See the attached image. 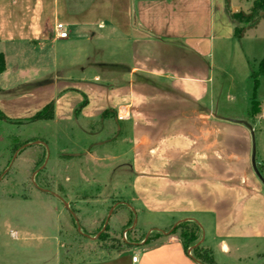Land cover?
I'll return each mask as SVG.
<instances>
[{"label":"crops","instance_id":"0c3cea01","mask_svg":"<svg viewBox=\"0 0 264 264\" xmlns=\"http://www.w3.org/2000/svg\"><path fill=\"white\" fill-rule=\"evenodd\" d=\"M253 1L0 0V110L27 121L52 104L54 117L39 121L55 125L96 123L109 111L133 141L138 211L169 219L161 240L133 242L111 264H200L170 232L187 219L202 227L215 259L217 252L240 261L259 255L264 263V177L253 168L252 132L242 123L253 126L256 161L264 164V75L255 117L254 81L239 115L221 108L222 89L213 86L233 49L250 78L264 58V19L238 38L227 13V2L239 12ZM58 23L67 38L57 36ZM96 39L104 42L98 57L89 50Z\"/></svg>","mask_w":264,"mask_h":264},{"label":"rangeland","instance_id":"374dc122","mask_svg":"<svg viewBox=\"0 0 264 264\" xmlns=\"http://www.w3.org/2000/svg\"><path fill=\"white\" fill-rule=\"evenodd\" d=\"M89 50L102 56L104 42L96 39ZM226 59L213 86L222 89L221 108L239 115L249 106L253 80L235 49ZM105 119L55 125L0 118V264H111L133 242L163 238L169 219L138 211L127 125L112 113ZM216 260L262 264L259 255L240 261L217 252Z\"/></svg>","mask_w":264,"mask_h":264},{"label":"trees","instance_id":"16d2710c","mask_svg":"<svg viewBox=\"0 0 264 264\" xmlns=\"http://www.w3.org/2000/svg\"><path fill=\"white\" fill-rule=\"evenodd\" d=\"M227 13L234 23L235 36L238 38L243 37L246 29L249 26L255 25L260 19H264V0H254L251 8L248 11L233 12L227 2ZM6 69V58L3 52H0V74ZM264 75V58L259 62L257 68L252 66L251 77L254 81L253 97L251 101V107L249 109L250 116H257L261 112V103L257 98V92L260 82V76ZM109 111L104 113V116L108 115ZM54 117V106L52 104L39 111L35 116L30 119H52ZM0 118L10 120L1 110ZM121 123H124L120 121ZM261 174L264 177V164L258 165ZM179 232V237L186 251H189L192 258L198 261L200 264H218L215 259L214 252L211 248L204 246L202 243L197 244L200 241V234L202 227L199 223L193 219H187L179 222L170 232ZM148 241V240H147ZM264 264V263H263Z\"/></svg>","mask_w":264,"mask_h":264},{"label":"water","instance_id":"95a60500","mask_svg":"<svg viewBox=\"0 0 264 264\" xmlns=\"http://www.w3.org/2000/svg\"><path fill=\"white\" fill-rule=\"evenodd\" d=\"M242 123L243 124H245L250 130H251V132H252V141H253V151H252V163H253V168H254V170H255V172L257 173V175L259 176V177H262V174H261V172H260V170H259V167H258V164H257V161H256V137H255V132H254V128H253V126L249 123V122H247V121H242ZM107 222H108V220L106 221V224L105 225H107ZM174 228V227H173ZM165 233V232H164ZM203 240H204V237H202L201 239H200V241L197 243L198 245L200 244V243H202L203 242Z\"/></svg>","mask_w":264,"mask_h":264},{"label":"built area","instance_id":"2783aa9c","mask_svg":"<svg viewBox=\"0 0 264 264\" xmlns=\"http://www.w3.org/2000/svg\"><path fill=\"white\" fill-rule=\"evenodd\" d=\"M56 30H57V36L59 38H67L69 35V33L66 30L65 25L63 23H58ZM132 260H133V262H136L138 260V257L135 255V256H133Z\"/></svg>","mask_w":264,"mask_h":264}]
</instances>
